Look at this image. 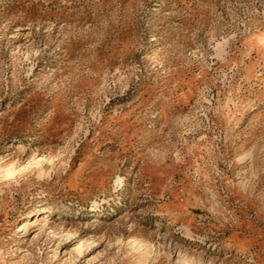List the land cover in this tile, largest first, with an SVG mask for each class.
<instances>
[{
  "label": "rangeland",
  "instance_id": "rangeland-1",
  "mask_svg": "<svg viewBox=\"0 0 264 264\" xmlns=\"http://www.w3.org/2000/svg\"><path fill=\"white\" fill-rule=\"evenodd\" d=\"M0 264H264V0H0Z\"/></svg>",
  "mask_w": 264,
  "mask_h": 264
}]
</instances>
